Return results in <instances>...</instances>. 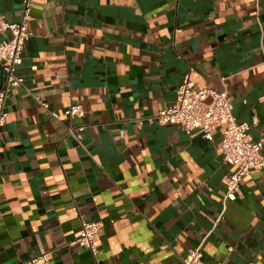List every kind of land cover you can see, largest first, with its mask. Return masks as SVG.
Here are the masks:
<instances>
[{"label": "crops", "instance_id": "obj_1", "mask_svg": "<svg viewBox=\"0 0 264 264\" xmlns=\"http://www.w3.org/2000/svg\"><path fill=\"white\" fill-rule=\"evenodd\" d=\"M0 15L19 21L22 0ZM28 25L0 131V264H184L197 245L209 263L264 264V168L225 200L224 126L147 120L192 68L264 141V0H34ZM75 101L83 117L64 113ZM83 218L102 221L96 255L73 243Z\"/></svg>", "mask_w": 264, "mask_h": 264}, {"label": "built area", "instance_id": "obj_2", "mask_svg": "<svg viewBox=\"0 0 264 264\" xmlns=\"http://www.w3.org/2000/svg\"><path fill=\"white\" fill-rule=\"evenodd\" d=\"M22 3L23 16L19 21L8 20L0 15V34H7L0 37V64L3 70V81L0 86V131L8 117V98L14 87L24 83L25 77L18 73L17 68L23 61L26 42L34 35V31L28 25L34 0H22ZM191 71L192 68L183 76L177 87L175 99L156 114L149 115L147 120L151 123L179 124L187 133L199 132L207 138H212L214 130L223 125L219 150L224 161L236 165L226 177L224 198L231 199L240 190L241 180L247 172L264 168V141L253 137L248 121L237 118L227 88L218 90L198 86L192 81ZM39 102L49 108L47 101L39 98ZM51 113L59 116L56 110H51ZM64 113L74 118L83 117L86 111L81 102L75 101L64 108ZM84 128L85 124L79 123L71 126L70 131L82 142L76 132ZM101 227V220L83 218L81 231L73 243L89 248L96 255L99 250L97 238ZM48 259V254L41 252L25 260L4 264H36L46 262ZM182 259L184 264H225L222 261L206 262L203 259L202 245L190 248Z\"/></svg>", "mask_w": 264, "mask_h": 264}, {"label": "water", "instance_id": "obj_3", "mask_svg": "<svg viewBox=\"0 0 264 264\" xmlns=\"http://www.w3.org/2000/svg\"><path fill=\"white\" fill-rule=\"evenodd\" d=\"M0 66H1V64H0ZM1 70H2V66H1ZM2 74H3V70H2ZM2 81H3V77H2V79H1V83H2ZM1 85V84H0Z\"/></svg>", "mask_w": 264, "mask_h": 264}]
</instances>
